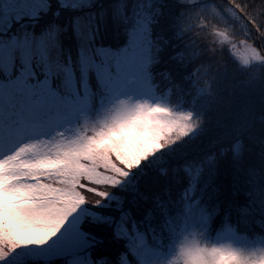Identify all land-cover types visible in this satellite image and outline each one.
Returning <instances> with one entry per match:
<instances>
[{"label":"trees","instance_id":"obj_1","mask_svg":"<svg viewBox=\"0 0 264 264\" xmlns=\"http://www.w3.org/2000/svg\"><path fill=\"white\" fill-rule=\"evenodd\" d=\"M40 1L39 15L0 32V41L20 29L39 36L57 27L64 61L76 60L87 43L122 53L141 12L150 13L151 76L191 115L192 128L161 137L134 165L116 161L122 176L110 173L102 185L85 181L80 230L92 261L121 264L134 247L128 235L136 233L155 248L152 236L180 221L188 198L205 210L211 236L234 231L264 240V0H151L150 7L148 0ZM101 4L109 16L90 44L83 20ZM78 17L82 40L73 30ZM19 60L13 76L23 68ZM42 69L34 67L31 81L44 77ZM205 70L197 92L194 81Z\"/></svg>","mask_w":264,"mask_h":264},{"label":"rangeland","instance_id":"obj_2","mask_svg":"<svg viewBox=\"0 0 264 264\" xmlns=\"http://www.w3.org/2000/svg\"><path fill=\"white\" fill-rule=\"evenodd\" d=\"M0 5V16L14 15L8 0ZM40 5H33L32 18ZM151 21L141 12L122 53L87 43L76 60L61 59L57 27L45 32L42 44L40 35L23 29L0 41L15 51L0 60V264H95L80 230L88 211L85 181L102 185L113 179L110 173L122 174L117 164L130 167L161 137L192 128L190 112L173 104L151 76ZM8 29L6 22L0 32ZM29 46L32 55L25 56ZM15 58L23 65L17 76ZM34 67L43 68L42 79L31 81ZM207 76L205 70L194 81L197 92ZM196 203L188 198L180 221L152 236L155 248L148 249L141 233L128 235L134 247L121 264H264L263 239L234 231L211 236Z\"/></svg>","mask_w":264,"mask_h":264},{"label":"snow or ice","instance_id":"obj_3","mask_svg":"<svg viewBox=\"0 0 264 264\" xmlns=\"http://www.w3.org/2000/svg\"><path fill=\"white\" fill-rule=\"evenodd\" d=\"M8 2L12 5V12L14 15L7 17V19L3 16H0V31L4 30V25L7 22L8 28L11 29L14 24L15 25H25V22L30 19L32 16L35 15L36 9L33 7L37 3V0H8ZM91 7V6H90ZM100 11H89L85 14L83 23L84 26L87 28V33L91 37L89 43L93 44L96 40V34L99 33L100 27L102 23H107L108 19V12L105 10L104 6L101 4L99 5ZM56 17H59L60 13L57 11L55 13ZM67 29H65L66 31ZM74 32L76 33L78 39L83 38L84 33L81 30V18H76L74 23ZM45 33H41L39 40L41 44L44 41ZM41 44L37 45V48L41 46ZM15 57V51L12 48H8L6 51V45L0 42V60H3L5 56ZM25 56L32 55L31 46H29L28 51L24 53ZM111 69H109L110 71ZM150 255L149 251L145 252V256L147 257ZM143 264H150L148 259H145Z\"/></svg>","mask_w":264,"mask_h":264},{"label":"bare ground","instance_id":"obj_4","mask_svg":"<svg viewBox=\"0 0 264 264\" xmlns=\"http://www.w3.org/2000/svg\"><path fill=\"white\" fill-rule=\"evenodd\" d=\"M36 100H38L37 102L39 103V102H41V101H43V99H36ZM64 110V113L65 114H69L70 113V110L69 109H63ZM25 140V139H24Z\"/></svg>","mask_w":264,"mask_h":264}]
</instances>
